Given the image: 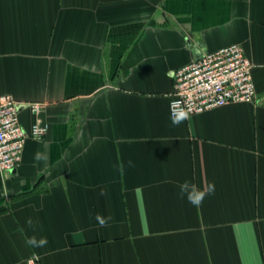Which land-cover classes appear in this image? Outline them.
Masks as SVG:
<instances>
[{
  "label": "crops",
  "instance_id": "crops-1",
  "mask_svg": "<svg viewBox=\"0 0 264 264\" xmlns=\"http://www.w3.org/2000/svg\"><path fill=\"white\" fill-rule=\"evenodd\" d=\"M233 43L255 99L173 126V71ZM0 94L48 125L0 171V264H264V0H0Z\"/></svg>",
  "mask_w": 264,
  "mask_h": 264
},
{
  "label": "built area",
  "instance_id": "built-area-1",
  "mask_svg": "<svg viewBox=\"0 0 264 264\" xmlns=\"http://www.w3.org/2000/svg\"><path fill=\"white\" fill-rule=\"evenodd\" d=\"M252 61L238 44H229L204 52L172 73L173 90L169 102L180 101L189 116L227 103L249 102L256 91L252 77ZM25 105L32 114L44 106L42 102H20L11 94H0V171L17 168L22 159L25 141L40 138L48 129L41 121H33L28 130L19 123V108ZM28 264H39L36 256Z\"/></svg>",
  "mask_w": 264,
  "mask_h": 264
},
{
  "label": "clouds",
  "instance_id": "clouds-1",
  "mask_svg": "<svg viewBox=\"0 0 264 264\" xmlns=\"http://www.w3.org/2000/svg\"><path fill=\"white\" fill-rule=\"evenodd\" d=\"M189 110L180 106V101H173L170 105V120L173 126L181 125L185 120L189 118ZM35 159L37 161L46 160V154L36 153ZM129 166H134L132 161L128 162ZM121 170H123V166H121ZM179 194L182 199L186 198L187 201L193 205L194 207H200L205 198L209 195L214 194L215 192V184H209L206 189L198 188L194 183L185 180L184 182L179 184ZM101 196L107 195L105 189H101ZM95 220L99 224L100 227H106L109 221L112 220L111 216H102L101 214L95 215ZM29 227L35 230L36 222L33 221L32 218H28L25 222ZM23 231V230H21ZM26 244L30 247H44L47 245L48 241L46 237H40L37 239L36 236H31L26 238Z\"/></svg>",
  "mask_w": 264,
  "mask_h": 264
},
{
  "label": "water",
  "instance_id": "water-1",
  "mask_svg": "<svg viewBox=\"0 0 264 264\" xmlns=\"http://www.w3.org/2000/svg\"><path fill=\"white\" fill-rule=\"evenodd\" d=\"M11 171H14L13 169Z\"/></svg>",
  "mask_w": 264,
  "mask_h": 264
}]
</instances>
